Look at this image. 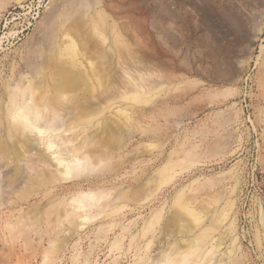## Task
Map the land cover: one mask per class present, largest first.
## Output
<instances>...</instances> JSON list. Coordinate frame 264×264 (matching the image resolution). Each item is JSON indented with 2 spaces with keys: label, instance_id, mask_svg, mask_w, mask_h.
<instances>
[{
  "label": "rangeland",
  "instance_id": "rangeland-1",
  "mask_svg": "<svg viewBox=\"0 0 264 264\" xmlns=\"http://www.w3.org/2000/svg\"><path fill=\"white\" fill-rule=\"evenodd\" d=\"M55 1L0 0V112L4 85L34 59ZM122 7L109 19L144 62V74H158L148 81L159 90L146 91L120 144L109 142L113 159L89 176L54 191L35 188L34 197L10 209L0 169V264H144L205 230L206 251L220 247L199 264H264V0H142L143 30ZM110 66L115 88L124 87L116 62ZM91 94L85 88L88 98L101 90ZM95 102L92 125L124 119ZM91 190L109 193V201L128 191L127 203L113 202L102 215L93 207L88 212L98 217L68 225L59 217L62 204ZM47 193L50 204L39 205Z\"/></svg>",
  "mask_w": 264,
  "mask_h": 264
},
{
  "label": "bare ground",
  "instance_id": "bare-ground-1",
  "mask_svg": "<svg viewBox=\"0 0 264 264\" xmlns=\"http://www.w3.org/2000/svg\"><path fill=\"white\" fill-rule=\"evenodd\" d=\"M122 1V4H116L115 0L55 1L50 13L43 19L39 49L34 59L26 62V66H23L25 71L18 72L4 85L1 100L3 108L0 112V169L5 170L6 187L10 189L11 200L6 208L11 209L17 204L26 203L36 189L39 193L53 188L54 191L62 183L82 178L85 173H89V176L106 166L113 159L111 156L115 150L108 147L115 142L120 144V139L124 137L121 133L128 128L131 119L129 112L136 113L135 107L147 102L146 91L152 88V92L159 90L157 85L151 86L148 81L151 76L157 77L158 74H144V62L135 56L137 54L121 38L116 22L112 20L111 23L109 19L110 13L116 8L130 7L133 13L131 16L128 15L129 12L127 19L132 21L134 27L137 25L136 27L143 30L146 13L140 9L142 0ZM136 10L138 13H135ZM135 33V39L139 41L140 35ZM149 36L148 40L151 39ZM144 56L141 55L142 58ZM104 60L107 64L102 62ZM113 60L120 72V79L122 78L120 83L124 84V87L118 89L107 72ZM85 88H90L94 94L99 88L101 95L88 98L83 95ZM98 100L100 107V103H104L106 109L115 111L117 108L116 114L121 113L124 119L116 121L107 116L102 127L101 122H94L92 125V107L98 105L95 102ZM116 103L121 104L113 108ZM92 127H96L97 131H90ZM110 141L113 143H109ZM22 181H25V187L20 194L15 189ZM4 192L0 186V209L5 205ZM127 194L128 191L119 192L111 201L107 200L109 193H95L91 190L73 194L69 197L70 202L62 204L59 217L71 221L68 225L79 226L81 222L77 221L83 220L87 223L93 220L101 211L110 208L113 202L115 205L117 201L127 203ZM48 196L50 197L49 193L38 199L39 205L50 204L51 197ZM93 207L101 211L96 214H91L93 211L89 213ZM18 216L15 220L23 223L25 218L19 214ZM207 237L208 232L205 230L195 239L176 240L158 258L149 263H145V260L144 264H199L206 252L208 258L220 247V244L212 245L206 251ZM162 243L161 241L159 244V251L163 247Z\"/></svg>",
  "mask_w": 264,
  "mask_h": 264
}]
</instances>
